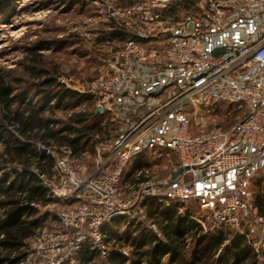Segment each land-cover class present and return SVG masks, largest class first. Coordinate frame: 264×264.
Wrapping results in <instances>:
<instances>
[{"label": "built area", "instance_id": "1", "mask_svg": "<svg viewBox=\"0 0 264 264\" xmlns=\"http://www.w3.org/2000/svg\"><path fill=\"white\" fill-rule=\"evenodd\" d=\"M219 2L210 3L211 18L217 21L231 12L253 26L246 43L234 46L223 39L220 52L212 55L204 48L205 32L190 18L159 30L168 36L156 54L178 90L165 105L147 109L138 121L121 129L92 174L71 165L64 149L54 157L53 176L42 182L49 196L65 207L57 213V228H42L33 235L19 264H76L75 256L85 244L106 262L110 230L143 222L148 201L160 208L175 206L179 213L197 202L203 217L193 219L203 232L239 226L252 217L264 224V217L252 216L256 208L247 191L251 180L264 172V0ZM154 18L158 22L160 15ZM148 57L139 41L128 40L112 58L110 73L89 83L84 93L101 97L103 104L132 92L139 80L136 69ZM217 105L236 106L244 116L228 129L216 125L204 131ZM185 106L201 109L194 123L200 131L192 132L186 113L176 118L175 126L167 125L172 134L162 130L161 119L183 114ZM164 140L176 153L174 173L179 168L182 173L169 183L172 178L151 182L146 170L138 171L134 176L143 180L132 189L131 199H125L122 183L132 160L142 157L150 141ZM149 231L165 241L155 223L149 224Z\"/></svg>", "mask_w": 264, "mask_h": 264}, {"label": "rangeland", "instance_id": "2", "mask_svg": "<svg viewBox=\"0 0 264 264\" xmlns=\"http://www.w3.org/2000/svg\"><path fill=\"white\" fill-rule=\"evenodd\" d=\"M179 1L0 0V71L13 86L29 88L26 81L29 83L35 82L37 71L43 69L49 72L50 76H56L58 81L63 83L65 87L78 93H84L89 83L110 73L109 64L112 58L123 48L125 42L132 40L128 38L123 41L113 37L114 28L112 26L115 25L117 28L124 26L126 32L132 37L145 34L146 37L153 36L154 38L159 35L157 34L159 30L174 26L187 18L199 22H210L208 17L213 16L210 3L219 2L220 0H202L185 10L177 9L176 14L172 15L169 8ZM161 5H166L167 10L169 9L166 14L167 19L162 24L159 23L160 19L157 22V19L154 18L155 15L160 14V10L164 9ZM238 23L233 25L228 34L233 45L243 43L246 33L254 30L251 25L245 24L247 25L245 26ZM1 26L4 28L1 29ZM207 29H209V23L204 27V30ZM29 49L41 50L38 51L39 54L35 57L29 54ZM17 79L22 82L20 84L14 83ZM92 96L93 101L84 103L77 108L64 109L61 107L55 110L53 114L49 111L44 114L45 117H52L56 121L65 123L73 111L82 109L95 111L96 107L102 105L101 116L97 121H100L103 135H98V137L105 140H101L94 154L85 153L78 159L69 157L70 164L82 168L87 175L94 172L96 161L107 154L119 131L138 121L145 111L144 100L141 97L140 99H134L133 97L120 98L118 101L113 100V102L102 104L101 97ZM55 104L53 103L52 106ZM187 109L186 117L192 121L195 118L197 120L202 112L199 107L193 109L189 106ZM216 109L217 111L212 115L213 119L208 122L203 129L204 131L216 125L228 129L240 121L245 113L243 109L236 106L217 105ZM199 131L200 129H197L195 133ZM53 155L56 157L61 154L54 152ZM145 155L140 159L141 165H139L142 169L147 170L146 178L149 181H164L172 178L176 167V156L171 149L167 148L161 151L157 149L155 153H146ZM127 172L124 175L122 187L124 198L131 199L132 189H136L137 184L143 180V177H133L131 173L128 174ZM259 179L258 177L254 178L247 187L253 207L256 196L264 189V181ZM64 207L65 205L61 201L54 199L53 203L41 208V213L48 215L43 228L47 230L57 228V213ZM186 209L191 211L196 220H202L203 212L199 209L197 202H192ZM252 216H260L257 209ZM150 223L151 220L148 219L146 213L143 222L139 224V228L144 234L150 233ZM155 225L159 228L157 224ZM115 229L108 235L111 238L108 243L109 250L120 251L131 256L130 246L132 240L125 238L122 225H117ZM250 229L254 231L250 233ZM132 230L130 229L129 232ZM224 231L231 233V235L234 233L247 235L252 247L258 250L257 264H264V224L254 222L252 217L246 223H239V226L230 225ZM195 240L193 237L188 236L186 253L181 260V264H191L197 258L198 252L203 248H207L208 240ZM85 246L90 248L87 244ZM219 254H222V251ZM74 261L76 264H81L76 256ZM102 263L97 255L91 262V264Z\"/></svg>", "mask_w": 264, "mask_h": 264}, {"label": "trees", "instance_id": "3", "mask_svg": "<svg viewBox=\"0 0 264 264\" xmlns=\"http://www.w3.org/2000/svg\"><path fill=\"white\" fill-rule=\"evenodd\" d=\"M199 1L180 0L169 9L175 15L177 9L185 10ZM112 27L113 37L139 41L124 26ZM39 50L28 52L37 57ZM26 84L29 88H17L0 71V264H19L31 238L48 219L40 209L54 199L42 179L53 176V153L62 155L64 149L71 159H78L85 153L94 154L101 140H105L98 137L103 135L97 121L101 115L95 111H73L65 123L44 116L46 111L53 114L61 107L74 109L90 103L92 95L65 87L43 69L37 71L35 82ZM53 103L56 104L52 106ZM254 206L264 217V189L256 196ZM145 208L148 219L159 226L165 241L144 234L140 225L123 227L125 238L132 240L131 256L109 250L108 260L102 264H181L188 236L195 241L208 240L207 248L201 249L191 264H257L258 253L245 234L231 235L224 229L203 232L188 209L179 213L175 206L160 208L151 201L146 202ZM130 229L133 230L129 232ZM110 239L106 238V244ZM96 255L84 246L76 259L81 264H91Z\"/></svg>", "mask_w": 264, "mask_h": 264}, {"label": "crops", "instance_id": "4", "mask_svg": "<svg viewBox=\"0 0 264 264\" xmlns=\"http://www.w3.org/2000/svg\"><path fill=\"white\" fill-rule=\"evenodd\" d=\"M201 1L202 0H200L199 2ZM161 7L162 8L164 7L163 10L159 11L160 12L159 14L160 22L159 23L162 24V23H165L164 20L167 19L166 18L167 6L161 5ZM263 19H264V16H263ZM208 23H209V29L204 30V27L207 26ZM208 23L203 22V21L199 22L197 20H194V25L196 26V28L205 32L204 48L207 51H209L212 55H215L218 52H220L222 48L223 39H226L230 44L233 45L232 39L228 35L231 31V28H233V25L235 23L244 24L243 22L240 21V18L236 17L231 12H227L226 15L222 19L217 20V21L211 18L210 22ZM157 34L159 35H157L154 38L153 36H147V38H144L143 35L141 34L138 36L139 42L142 43V46L144 49H146L149 57L145 62L141 63L136 69V73H137L139 80H138V85L135 87V89L132 92L124 93L122 96L115 98L114 99L115 101H118V99L120 100V98L126 99L128 97L130 98L133 97L134 99H140L141 97L144 100L143 105L145 106V111L147 109L152 110V109H157L165 105L174 96V94L178 90V85L175 82V80L174 81L171 80L165 74L166 72L165 65L162 63L160 56L157 55L158 54L157 52H159V50L162 48L168 35L164 33H159V32ZM247 35L248 33H246L245 40L243 43H246ZM234 46H238V45L234 44ZM143 89L145 90V92L143 91ZM188 107L189 106L183 107L182 108V110L184 111V112L182 111L183 114H179L178 116L173 117L168 114L165 115V117L162 118L159 123L160 127H162V130L165 129L166 133L172 134L170 129H167V125L175 126V124L179 120L176 118L184 116V113H186L187 115L186 109ZM109 110L111 111L112 109H109ZM195 119L194 121L190 120L191 125H192L191 126L192 132H196L197 130V127L194 126V123L197 121ZM167 148L171 149L174 152V149L168 140L157 141V142L150 141L149 147L144 151L142 157H145L146 153H155L157 149H160L161 151ZM175 156H176V153H175ZM142 157L140 159H142ZM140 159H133L131 164L128 167L129 170H127L128 171L127 173L128 174L131 173L133 177L136 172L146 170V169H142L139 166ZM176 164H177V159H176ZM257 177L260 178L259 180L263 179L264 181V172H261Z\"/></svg>", "mask_w": 264, "mask_h": 264}, {"label": "water", "instance_id": "5", "mask_svg": "<svg viewBox=\"0 0 264 264\" xmlns=\"http://www.w3.org/2000/svg\"><path fill=\"white\" fill-rule=\"evenodd\" d=\"M189 29H191V24L188 26ZM101 106L96 107L95 113H100L101 112ZM42 152H46L45 149H42ZM182 173V168H179L172 176V179L169 181V183H172L180 174Z\"/></svg>", "mask_w": 264, "mask_h": 264}, {"label": "bare ground", "instance_id": "6", "mask_svg": "<svg viewBox=\"0 0 264 264\" xmlns=\"http://www.w3.org/2000/svg\"><path fill=\"white\" fill-rule=\"evenodd\" d=\"M4 27L3 26H1V29H3Z\"/></svg>", "mask_w": 264, "mask_h": 264}]
</instances>
